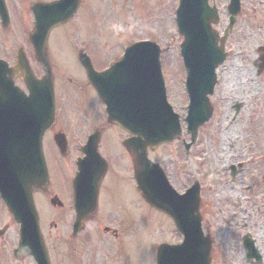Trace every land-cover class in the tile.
I'll list each match as a JSON object with an SVG mask.
<instances>
[{"label": "rangeland", "instance_id": "1", "mask_svg": "<svg viewBox=\"0 0 264 264\" xmlns=\"http://www.w3.org/2000/svg\"><path fill=\"white\" fill-rule=\"evenodd\" d=\"M26 1H22L25 10H17L18 24L11 14L9 28L0 30V55L5 53L8 61L11 60L10 50L16 48L15 44H24L31 30ZM82 1L70 23L51 30L46 46L54 81L61 86L58 97L63 120H60L70 125L69 136L86 134L104 123L103 107L83 81V72L75 57L76 48L80 49L79 45L83 44L98 67L99 63L118 57L120 47L129 41L150 40L160 50L167 103L179 116L182 135L179 140L149 152L148 158L161 166L178 194L193 181L198 182L202 207L212 219L226 220L227 228H233L242 218L260 219L261 211L255 208L262 209L264 204V68L258 69L261 54L258 48L264 46V0H240V14L224 45L227 57L215 71L217 83L209 97L212 116L198 129L195 143L186 156L181 143L188 141L183 120L187 96L179 57L182 38L174 22L177 0ZM209 4L215 6L219 18L213 29L221 34L227 24V1L212 0ZM23 48L31 55L28 45ZM29 61L33 63L31 56ZM33 68L40 74L36 65ZM235 105H238L237 112L233 109ZM120 134L112 127L102 133L106 142L101 152L113 161L117 160L120 149L110 137ZM70 143L69 162L59 159L53 146L51 153L46 154L55 172L52 180L58 181L55 187L51 186L53 189L68 187L74 176L71 160L76 152L74 143ZM230 166L236 168L232 179ZM122 171V166L114 170L110 166L107 176L110 182L106 181L103 187L107 188V193L113 192L111 199L107 195L108 203L96 207L73 242L69 241L73 220L70 203L61 209L51 208L49 199L44 198L47 211L42 201L34 198L51 264H154V246L163 240H174L166 218L145 207L137 198L129 201L135 192L131 193V182L120 180ZM114 175L117 178L111 181ZM60 198L65 201L64 196ZM237 201L238 206H235ZM1 207L0 264H34L28 257L12 258L11 251L17 244L16 226ZM241 209H246L245 214ZM119 219L124 220L120 225ZM105 229L116 233L112 236ZM64 232L68 242L63 238ZM118 248L119 252L115 251Z\"/></svg>", "mask_w": 264, "mask_h": 264}, {"label": "water", "instance_id": "2", "mask_svg": "<svg viewBox=\"0 0 264 264\" xmlns=\"http://www.w3.org/2000/svg\"><path fill=\"white\" fill-rule=\"evenodd\" d=\"M73 1L70 3V0H63L48 6L46 10H50L52 14H58L56 20L48 22L37 20L35 30L30 36L35 59L45 66L46 75L41 80L42 84L37 81L38 86L34 84L32 91L33 94L40 95L36 101H40L43 96L49 97L50 106L43 112L45 118L42 113L40 114L41 108L36 102L35 108L27 106L22 109L23 104L25 105L27 101L31 100L17 95L10 97L12 102L18 103L22 107L17 105L12 108L13 111L10 110L12 116L9 121L16 128L24 126L25 130L31 129V131L25 132L29 136L33 135V130H36L43 122L48 125L52 120L51 78L49 67L44 58L45 41L48 31L66 21L75 11ZM206 1L179 0V7L176 11V24L180 35L183 36L180 55L186 72L185 87L189 98L185 121L191 141L196 136L197 128L211 116L212 108L208 103L207 96L212 94L215 84L214 70L225 58L223 52L225 37L221 38L217 45L218 37L209 28L210 23L217 22V18L214 9L207 8ZM238 10V0H231L228 13L233 17L238 13ZM232 24L233 18H230L229 28ZM158 52V48L148 42L132 46L125 59V64L129 62L127 66L132 68L128 73H119L114 66L107 72L96 74L84 56H80L79 61L86 72L88 81L106 106L107 120L117 124L129 134L137 136L136 139L126 141L125 147L133 153L136 165L135 179L143 197L151 206L168 215L175 223L177 230L183 234L184 239L180 246L162 245L157 249L156 264H201L198 259L199 252L193 250L192 243H190V239H195L200 235L199 220L196 216L193 218V212H196L197 207V185L184 196L175 195L168 187L158 167L145 158L146 146L153 149L161 143L172 141L179 135L177 116L172 114L165 101L157 62ZM134 56L137 57L134 58ZM138 56H143V59H146L142 60ZM139 63L143 65L141 70L138 69ZM22 69L24 70L23 75L20 73ZM14 70L22 76L27 85L28 69L23 59H18ZM4 71L7 70L0 63V87L3 85L1 75ZM16 134L22 133L17 132ZM27 140L24 142H29L32 146L39 144L37 140H34V135ZM56 143L58 146L61 145L60 140H56ZM8 145V148H1L2 153L10 154L11 150L17 151V148H20V145L15 142L8 143ZM11 154L15 161L5 158L7 164L6 168H3L4 173L12 175L17 164L30 170L37 162L35 153L27 160L26 165L20 163L26 159L21 157L24 156L21 149H18L17 153L12 152ZM35 177L33 175L26 183L28 190L30 182ZM1 185H5V192ZM1 185L0 192L6 207L20 225L19 245L13 251L14 257L19 259L24 255H31L36 264H49L38 233L36 218L31 210L25 212L29 208L30 192L24 191L19 179L10 180L4 176ZM14 199L16 204H14ZM90 208L91 206H89ZM82 209H85V206ZM84 218L85 215L81 216L77 229H80ZM193 256L194 260L192 261Z\"/></svg>", "mask_w": 264, "mask_h": 264}, {"label": "flooded vegetation", "instance_id": "3", "mask_svg": "<svg viewBox=\"0 0 264 264\" xmlns=\"http://www.w3.org/2000/svg\"><path fill=\"white\" fill-rule=\"evenodd\" d=\"M22 1L24 0H4L6 10L8 13L9 23L7 25V28L11 25V14L14 15L15 22L17 21L16 13L18 9H23ZM52 0H28L26 1V5L31 8L34 4L37 2H50ZM81 3L83 2L80 0ZM228 1V0H226ZM17 24V22H16ZM28 52L31 51L30 48L27 50ZM25 55L28 58V63L30 67L31 74L33 76L37 77V73H35L33 66H35V63L32 64L29 61V58L31 55H28L26 51ZM15 53L16 50L12 48L9 52L10 61L6 60V54H1L0 59L4 60L8 66L12 67L15 64ZM116 59V58H115ZM114 59V60H115ZM99 66L97 67V64L95 66L98 68L96 71L100 72L103 70L106 66L104 64L99 63ZM13 84L20 88L21 90H24L23 85L21 83V80L14 76L12 77ZM54 85V94H55V119L57 118V107L59 105V95L61 94V86L60 83L53 82ZM63 118V115H61ZM108 127L101 129L100 131V138H99V144H98V150L101 154V156L106 161V172L103 176L98 190V204L105 205L108 203L107 195L110 197L112 196L113 192L107 193V188L103 187L106 183V181L110 182V178H107L108 176V170L110 166L113 167V170L115 168H119L122 166V181H127L126 177L124 175L125 168H128L129 164H131V156L130 153L123 149L121 143L122 141L127 137L124 133L120 132L117 128H115L118 132L121 134L119 136H112L110 137L111 140L115 141L117 143V146L119 147L120 151L117 156V160L113 161L111 158H107V156L101 152V148L105 145V138L103 137L102 133L107 130ZM114 128V127H113ZM71 132V127L67 123H63L59 119L55 120L52 127H50L47 131H45L41 137L42 142V152L45 157L46 161V167L49 176L53 175L55 172H53L52 167H50V164L48 160L50 159V156L46 155L47 152L51 153L52 145L49 142V138L51 139L53 135L57 133H64L67 136V143H74L76 152L72 160L79 158L80 156V149L82 145L84 144L87 136L89 133L82 134V135H74L69 136V133ZM71 144V143H70ZM106 147V146H105ZM54 150V148H53ZM55 151V150H54ZM69 151V146L67 144V152ZM66 152L65 158L66 159L68 154ZM56 153V152H55ZM68 159V158H67ZM51 174V175H50ZM114 177L117 178V175H114L111 179L113 181ZM51 180V179H50ZM55 182V181H54ZM57 183V182H55ZM103 184V185H102ZM52 183L50 184L49 188H45V190L48 192V195L42 194L39 191L34 192V197L36 198H44L51 200L52 197H55L58 199L60 204H58V209H61L64 207V201L60 198L61 196H65L66 190L65 187L61 188H55L53 189ZM54 191L52 195L50 194L51 191ZM51 195V196H50ZM200 201H199V208L198 213L201 217V231H202V240L200 241V245L203 246L204 250L206 251V254L203 256V261L205 264H264V206H262V209H259L258 207L255 208V211H261L262 217L260 219H240L237 220L236 225H234L233 228H227L224 224L226 223V220H214L211 218L209 212L207 209L202 207V195L200 193ZM104 202V203H103ZM239 201L235 203V206H238ZM43 206L44 203L42 202ZM241 213L246 212V209H241ZM216 216V215H215ZM108 234L110 233L112 236L115 235L114 232L107 231ZM109 236V235H108ZM65 237V232L63 234V238ZM180 242V237L177 235L174 236V240L171 242V244H177Z\"/></svg>", "mask_w": 264, "mask_h": 264}, {"label": "bare ground", "instance_id": "4", "mask_svg": "<svg viewBox=\"0 0 264 264\" xmlns=\"http://www.w3.org/2000/svg\"><path fill=\"white\" fill-rule=\"evenodd\" d=\"M251 86L253 87V86H254V84H252V83H251ZM221 149H222V148H221Z\"/></svg>", "mask_w": 264, "mask_h": 264}]
</instances>
